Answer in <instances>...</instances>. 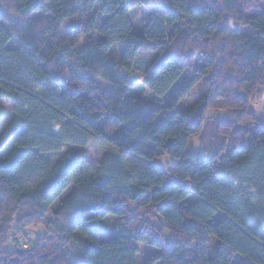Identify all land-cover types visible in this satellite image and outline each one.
Listing matches in <instances>:
<instances>
[{"label":"trees","instance_id":"16d2710c","mask_svg":"<svg viewBox=\"0 0 264 264\" xmlns=\"http://www.w3.org/2000/svg\"><path fill=\"white\" fill-rule=\"evenodd\" d=\"M258 90L264 0H0V264H137V245L146 264H264V110L243 121Z\"/></svg>","mask_w":264,"mask_h":264},{"label":"rangeland","instance_id":"374dc122","mask_svg":"<svg viewBox=\"0 0 264 264\" xmlns=\"http://www.w3.org/2000/svg\"><path fill=\"white\" fill-rule=\"evenodd\" d=\"M148 10H141L137 9L132 12L131 17H132V27L135 33H141L142 32V20L143 17L147 15ZM260 13V11L257 10H251L247 13V16H253ZM73 20L68 21L67 24H71ZM100 23V22H99ZM98 23V24H99ZM87 41V38H83L80 41V44L78 46V50L81 49ZM20 46L19 42L17 40H12L10 43L7 45V47L10 48H18ZM155 57L154 55L148 54V53H142L139 56V59L137 60L136 67L132 71L131 74H129L128 78L131 82H135L137 85H141L142 80L145 79V77L149 73V68L152 65V62L154 61ZM100 86L108 91L109 86L104 83L103 81H99ZM139 94H143L142 90H137ZM203 95V87L201 83H198L178 104V108L181 112L183 111H189L193 109L200 101L201 97ZM0 105L4 106L8 111H10L11 106L6 104L3 100L0 99ZM264 110V91L263 90H258L257 92L254 93L253 97L251 98L248 107H247V112L246 115L243 117V121L247 120L251 114H253L255 117H260L263 113ZM198 112L195 113V119L198 117ZM250 115V116H248ZM205 118L209 119H223L225 120L226 113L224 112H218V111H208ZM79 152L83 154V157L88 160L92 165H96L99 160L102 158L104 155V150L97 144H91L88 145L87 147L83 149H78ZM188 155H197V156H204V153L202 151V148L199 145L198 137H194L190 140L187 150H186ZM61 156L59 155H49L47 157V160L49 161L50 164H54L56 160ZM154 164L158 166L161 169H166L168 168L169 165L173 164V159H171L168 156H163L154 161ZM71 191V187H69L63 194L62 196L54 203L53 206L50 207V215H53V213L57 210L58 205L60 201H63L68 194ZM112 226H110V233L106 236L101 235L100 236V241L104 240H116V236H113L112 234ZM26 237L29 239H32V232H26ZM24 242L21 241L20 245L21 247H24ZM27 243V242H26ZM25 243V244H26ZM138 247V256H137V264H146L147 261L153 256L155 250L143 246V245H137ZM13 249V245L11 241H8L7 244H5L2 247V250L4 251H11Z\"/></svg>","mask_w":264,"mask_h":264},{"label":"built area","instance_id":"2783aa9c","mask_svg":"<svg viewBox=\"0 0 264 264\" xmlns=\"http://www.w3.org/2000/svg\"><path fill=\"white\" fill-rule=\"evenodd\" d=\"M21 241L23 242V240H22V239H19V242H21ZM26 247H27V245H26V244H24V247H23V248L25 249Z\"/></svg>","mask_w":264,"mask_h":264},{"label":"water","instance_id":"95a60500","mask_svg":"<svg viewBox=\"0 0 264 264\" xmlns=\"http://www.w3.org/2000/svg\"><path fill=\"white\" fill-rule=\"evenodd\" d=\"M36 234V233H35ZM37 238H38V235H37Z\"/></svg>","mask_w":264,"mask_h":264}]
</instances>
